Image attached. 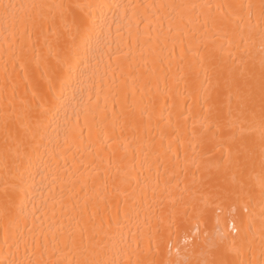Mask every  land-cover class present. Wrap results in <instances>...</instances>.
Masks as SVG:
<instances>
[{
  "label": "bare ground",
  "instance_id": "6f19581e",
  "mask_svg": "<svg viewBox=\"0 0 264 264\" xmlns=\"http://www.w3.org/2000/svg\"><path fill=\"white\" fill-rule=\"evenodd\" d=\"M208 259L264 264V0H0V264Z\"/></svg>",
  "mask_w": 264,
  "mask_h": 264
},
{
  "label": "snow or ice",
  "instance_id": "6c2138e0",
  "mask_svg": "<svg viewBox=\"0 0 264 264\" xmlns=\"http://www.w3.org/2000/svg\"><path fill=\"white\" fill-rule=\"evenodd\" d=\"M97 22L93 21V25H95ZM92 31V26L85 24L82 29V35H81V46L86 45L90 39V33ZM68 63L71 65V58H69ZM227 195V193H225ZM176 264H182L181 261L177 260ZM184 264H187V262H184ZM204 264H221L220 261L216 259H208L204 261Z\"/></svg>",
  "mask_w": 264,
  "mask_h": 264
}]
</instances>
